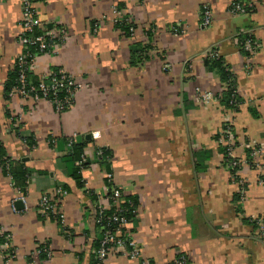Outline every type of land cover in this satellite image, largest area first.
Returning a JSON list of instances; mask_svg holds the SVG:
<instances>
[{"label": "crops", "instance_id": "obj_1", "mask_svg": "<svg viewBox=\"0 0 264 264\" xmlns=\"http://www.w3.org/2000/svg\"><path fill=\"white\" fill-rule=\"evenodd\" d=\"M233 4L244 12L231 13ZM114 8L135 24L132 37L114 27ZM35 9L39 29L65 40L39 55L32 73L61 69L77 89L62 112L46 100L4 99L23 52L22 0H0V144L11 167L29 173L22 193L0 167V234H8L0 264H91L95 212L110 207L100 148L112 152L114 186L138 200L127 229L139 250L131 257L114 247L101 264H173L180 256L186 264H264V238L251 221L264 217V0H41ZM177 23L184 31L175 35ZM248 39L253 56L242 47ZM138 43L149 46L142 56L133 53ZM214 50L234 74L236 111L218 102L224 86L205 64ZM223 124L232 127L235 156L249 160L238 171L242 202L216 141ZM70 140L86 144L82 189L64 161ZM42 196L59 199L60 220L40 214Z\"/></svg>", "mask_w": 264, "mask_h": 264}, {"label": "built area", "instance_id": "obj_2", "mask_svg": "<svg viewBox=\"0 0 264 264\" xmlns=\"http://www.w3.org/2000/svg\"><path fill=\"white\" fill-rule=\"evenodd\" d=\"M35 4L36 3L31 2L30 0H22V11L19 22L21 32L18 41L23 47V52L16 58V66L19 71L17 79L18 85L12 90L10 96L16 95L23 99H31L35 102L38 100H46L57 112H60L64 108L68 109L72 106L73 96L77 89L72 76L59 69L56 74L49 72L40 79L41 81L36 89L39 94H37L35 92L36 90L32 87L30 89H26L25 75L26 73L33 71L36 58L41 54L51 53L55 46L65 40V36L62 31H58L55 34L49 30H42L41 34L33 35L34 31L39 29L41 26L35 9ZM230 12L242 13L244 12V6L240 4H233ZM113 16V23L115 24L121 20L122 13L114 8ZM210 20L211 12L208 8L204 7L201 12V25L203 27L208 26ZM183 28L184 27L181 23H177L171 28V33L175 35L183 33ZM129 32L133 35L136 32V29L131 27L129 28ZM242 47L249 56H253L257 48L255 42L253 43L249 39L245 41ZM31 49L35 51L32 52ZM207 55L211 57H218L215 50L209 52ZM44 79H48L49 82L45 83ZM64 89L66 92V98L64 100H59L57 98V93ZM209 98L208 94H201L198 97V101L203 104H207L209 102ZM91 138L97 139L98 133L93 132L91 134ZM71 144L72 140L69 141V146H71ZM218 144L225 147V152L230 159L229 168L234 169L238 167L237 171L234 172V175L230 176L234 181L235 191L239 200L242 202L245 200L247 189L246 183L239 178L238 171L243 165L247 164V160L245 158L240 159L235 156L236 141L234 133L229 128L222 131V136L218 139ZM251 149L252 155H254L256 153V149ZM235 176H237V179H234ZM107 179L108 181H111L112 175L108 174ZM55 195L58 197H64L66 195V191L58 188L55 191ZM121 198L122 194L119 188L113 191L112 205H114L117 209V212H121L119 211V204L122 201ZM58 200L59 199L51 198L49 196H42L39 203L40 214L42 216L54 215L58 220H60L62 216L59 211ZM106 211L107 209L99 207L95 212L94 223L100 232H104V234L101 240V248L92 252L94 261H96V264H101L114 247H126L129 251V255L131 257H136L139 254V250L130 234V231L127 229L132 222L122 216L116 215L115 213L113 215L106 216ZM251 221L257 227L259 236L264 238V217H254ZM112 224H116L117 228L113 233H110L109 228ZM173 264H186V257H177L173 261Z\"/></svg>", "mask_w": 264, "mask_h": 264}, {"label": "trees", "instance_id": "obj_3", "mask_svg": "<svg viewBox=\"0 0 264 264\" xmlns=\"http://www.w3.org/2000/svg\"><path fill=\"white\" fill-rule=\"evenodd\" d=\"M31 2L38 3L41 0H30ZM114 27L122 32L124 36L126 37H132L131 33L129 32V28L136 29L135 24H133L127 17H124V15L121 17V20L114 24ZM154 27H152L149 31L146 32V35L148 39L151 37L150 31L153 32ZM42 33V30L36 29L33 33V35H39ZM134 50L133 53H140L139 56H142V53L146 51V49L149 48L148 45H142L140 43L133 46ZM32 52H34L31 49ZM205 64L208 67L210 71H215L219 75L221 82L224 86L222 94L218 98L219 104L224 109H230L233 111L238 110L239 105L241 104L242 100L238 95L236 83H235V77L234 74L230 71V69L227 67V65L223 62L221 57H211L206 55L205 58ZM59 69H52L51 72L57 73ZM19 76V71L17 69L16 64L14 65V68L8 73V76L4 83V99L9 100L10 99V93L12 90L17 87V79ZM40 79H38L32 72H28L25 75V83H26V89H30L31 87L34 88V90L37 89ZM45 83H48V79H44ZM37 94L38 91H35ZM57 98L59 100H64L66 98V92L65 89L61 90L57 93ZM73 103V102H72ZM64 108L62 111H65ZM60 111V112H62ZM229 128L232 130V127L223 124L221 131L216 136V141L218 142V139L222 136V131ZM233 132V131H232ZM235 137V136H234ZM237 145V143H236ZM86 147L85 143H72L70 146L69 153L64 156V161L66 163V167L68 170V176L75 182L76 186L80 189L84 187V183L81 177V170L83 168H86L89 165V161L85 159L84 155V149ZM218 149L220 154L222 155L225 163L229 167L230 159L227 156L225 152V147L223 145L218 144ZM96 156H97V162L98 164L104 168L107 174H111V167H110V160L112 158V152L108 149L100 148L96 150ZM248 164L249 160L246 158ZM12 161H10L6 155L4 154V151L2 149V146L0 144V167L3 169V173L7 176H9L13 181L14 185L22 192L25 193V188L27 187V180L29 177V173L26 171L25 168H22V166L14 167L12 168ZM230 175H234V172L237 171V168L231 169L229 168ZM234 179H237V176L234 177ZM106 186H107V193L106 198L108 199V202L110 204V207L106 211V216L113 215L114 213L118 216H122L128 221L132 222L135 221L136 217V209L138 207V200L136 197L132 196H122V201L119 204V211L117 212V209L112 205V198H113V191L117 190L118 187L114 186L112 181L106 180ZM86 194L89 195L91 200H95L96 196L91 194V192H86ZM59 222V221H58ZM60 223V222H59ZM117 228L116 224H112L109 228L110 233H113L114 230ZM99 238L95 240L92 244L93 250H98L101 248V240L103 237L104 232L99 233ZM7 236L8 234L2 233L0 234V245L7 242ZM91 264H96V261H94V257L92 256Z\"/></svg>", "mask_w": 264, "mask_h": 264}, {"label": "water", "instance_id": "obj_4", "mask_svg": "<svg viewBox=\"0 0 264 264\" xmlns=\"http://www.w3.org/2000/svg\"><path fill=\"white\" fill-rule=\"evenodd\" d=\"M20 204V203H19ZM21 205V204H20Z\"/></svg>", "mask_w": 264, "mask_h": 264}]
</instances>
